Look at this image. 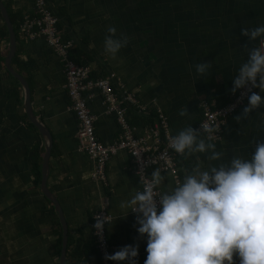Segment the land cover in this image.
Instances as JSON below:
<instances>
[{"label": "crops", "instance_id": "0c3cea01", "mask_svg": "<svg viewBox=\"0 0 264 264\" xmlns=\"http://www.w3.org/2000/svg\"><path fill=\"white\" fill-rule=\"evenodd\" d=\"M34 1L1 0L17 29V62L12 61V70L26 81L32 111L51 135L47 188L58 200L67 224L66 255L80 249L76 264H100L95 252L88 254V245L92 243V213L105 205L111 216L106 226L108 243L121 248L138 245L136 264H144L147 237L136 230V214L127 215L129 210L119 207L140 191L130 158L124 152L110 157L106 181L90 179L92 162L78 152L74 139L76 122L69 110L62 64L43 37L24 41L17 28L25 15L32 14ZM48 4L58 19L61 36L73 42L71 58L89 66L93 78L110 77L115 89L124 86L148 108L146 116L128 113L140 137L147 134L157 109L167 118L173 135L189 126L195 129L200 119L198 102L224 104L233 79L248 59V49L243 47H257L264 39L250 42L240 32L264 25V0H48ZM109 27L128 37L127 46L115 58L104 50ZM8 48L0 13V264H58L61 226L33 173V153H39L41 171L44 143L28 125L23 91L5 70ZM201 62L212 64L203 76L195 70ZM9 91L17 96L8 97ZM258 92L264 100V92ZM184 108L188 115L181 117ZM89 109L99 141L106 146L117 142L120 130L115 118L106 114L99 94L93 95ZM242 111L228 118L221 142L215 145V151L222 154L219 160H209L211 152L180 157L181 183L196 166L209 170L229 165L234 157L251 159L256 141L264 143V105L238 123L235 117ZM155 169L149 171L150 177ZM161 175L160 195L175 188L171 175Z\"/></svg>", "mask_w": 264, "mask_h": 264}, {"label": "clouds", "instance_id": "9594fccd", "mask_svg": "<svg viewBox=\"0 0 264 264\" xmlns=\"http://www.w3.org/2000/svg\"><path fill=\"white\" fill-rule=\"evenodd\" d=\"M104 39L105 53L115 58L128 44V37L117 34L115 27L107 29ZM241 35L250 42L264 36V25L240 29ZM261 47L249 48L248 59L233 79L232 94L237 90L258 88L264 92V41ZM211 63H197L195 70L203 76ZM251 91V89H248ZM264 105V100L255 92L248 97V105L242 114L235 117L239 123L247 119L253 110ZM188 115L187 108L179 112ZM202 132L211 139L218 128L201 125ZM201 131L192 126L169 137V147L177 154L191 156L211 152L209 160H219L221 153L215 145L199 138ZM250 160L238 157L229 165L213 166L202 170L192 169L181 184L168 193L157 196L156 189L163 182L159 168L151 178L144 177L142 191H136L119 207L136 214L137 232L147 237V258L144 264H264V143L256 141ZM143 172V170H141ZM139 172L138 174H140ZM96 234L102 238L106 217H96ZM137 246H124L106 260L128 261L136 264Z\"/></svg>", "mask_w": 264, "mask_h": 264}, {"label": "built area", "instance_id": "2783aa9c", "mask_svg": "<svg viewBox=\"0 0 264 264\" xmlns=\"http://www.w3.org/2000/svg\"><path fill=\"white\" fill-rule=\"evenodd\" d=\"M18 29L23 40L27 42L43 37L46 46L62 64L65 90L70 102L69 110L76 122L74 139L78 152L86 155L92 162L91 180L104 183L106 165L110 157L124 152L130 158L131 168L140 183V191L143 190L144 177L150 179L148 173L153 168H159L161 172L171 175L175 187L181 184L179 177L181 155L169 147V137L175 135L171 133L165 115L157 109L154 113V122L148 127L147 134L142 137L136 136L134 128L128 121V113L132 112L138 117L146 116L149 114L148 108L141 105L134 94L126 90L124 86L121 85L115 89L110 77L93 78L89 66L77 64L71 58L73 42L61 36L58 30V19L49 7L48 0H35L32 14L22 18ZM261 41L257 47L262 46ZM249 88L251 91L248 90ZM251 92L259 94L258 88H251L250 85L246 89L237 90L235 94L231 91L222 105H217L214 101L200 100L198 102L200 119L195 130L201 131L200 135L207 143L219 144L228 118L248 105ZM94 94L101 96L106 114L115 118L120 130L119 140L109 146L101 143L95 134V118L89 109V102ZM202 124L218 128L219 131L208 139V135L202 132ZM139 172L141 173L138 174ZM156 192L159 196L158 188ZM109 215L105 205H101L91 216V237L100 264L114 262L106 260L105 255H112L121 249L107 241L106 226L111 220ZM96 217L100 219L106 217L107 220L102 238L96 234L94 228L97 222Z\"/></svg>", "mask_w": 264, "mask_h": 264}, {"label": "water", "instance_id": "95a60500", "mask_svg": "<svg viewBox=\"0 0 264 264\" xmlns=\"http://www.w3.org/2000/svg\"><path fill=\"white\" fill-rule=\"evenodd\" d=\"M0 13L5 22L7 33H8V47L9 48H8L6 59L4 61V67H5L6 72L9 74V76H11V78L17 81L21 90L23 91L24 112H25L27 121L39 133L44 143V155H43L41 171H40L41 173L40 190H41L42 195L45 197V199L53 205L54 211L57 214L58 221H59V224L62 230L61 248H60L58 264H66V260H67L66 251H67V242H68L67 224H66V221L63 216V212L61 210L58 200L53 196V194L47 188V177H48V171H49L48 162H49V157L51 155V150H52L51 135L46 129V127L43 126L37 120V118L35 117L32 111L31 103H30V90H29V87L26 81L20 75H18L12 70V61L16 54V37H15V32H14L12 23L7 14V10L5 6L3 5V3L1 2V0H0Z\"/></svg>", "mask_w": 264, "mask_h": 264}, {"label": "trees", "instance_id": "16d2710c", "mask_svg": "<svg viewBox=\"0 0 264 264\" xmlns=\"http://www.w3.org/2000/svg\"><path fill=\"white\" fill-rule=\"evenodd\" d=\"M11 21H14V19L13 18H11ZM18 26H19V24H18ZM18 26H17V28H18ZM16 28H14V32H15V34L17 33L16 32ZM19 30V29H18ZM16 44L18 45L19 44V42H18V38H17V41H16ZM17 62V56H15L14 57V59H13V63H16ZM15 96H17V94H16V92L15 91H9L8 92V97H15ZM149 124H151V122L149 121L148 122ZM28 125L31 127V128H33L29 123H28ZM34 129V128H33ZM38 151L37 150H35L34 151V153H33V173H34V175H35V182L36 183H38L39 181H40V166H39V161H38ZM51 210L54 212V208H53V205L51 204ZM61 234H62V232L61 231H59V240H58V247H57V250H56V256L57 257H59V255H60V248H61ZM90 248H91V250H89L88 251V254H90V253H92V252H95L96 253V251H95V248H94V243H93V239H92V243H90L89 245H88ZM81 251H80V249H78V250H74L73 252H67V260H66V264H76V260H78L80 257H81V253H80ZM82 254H86V251L84 252V253H82ZM87 254V255H88ZM97 254V253H96ZM98 256V255H97ZM99 259V258H98ZM87 260V257L85 258V261ZM239 258L237 259V261H235V264H239ZM81 264H84L83 262L81 263Z\"/></svg>", "mask_w": 264, "mask_h": 264}]
</instances>
